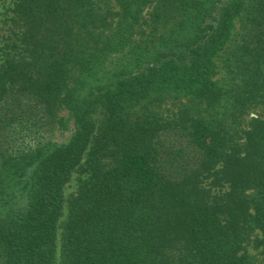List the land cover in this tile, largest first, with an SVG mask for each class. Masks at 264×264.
<instances>
[{"label": "trees", "instance_id": "16d2710c", "mask_svg": "<svg viewBox=\"0 0 264 264\" xmlns=\"http://www.w3.org/2000/svg\"><path fill=\"white\" fill-rule=\"evenodd\" d=\"M8 1L0 264H255L264 0Z\"/></svg>", "mask_w": 264, "mask_h": 264}, {"label": "rangeland", "instance_id": "374dc122", "mask_svg": "<svg viewBox=\"0 0 264 264\" xmlns=\"http://www.w3.org/2000/svg\"><path fill=\"white\" fill-rule=\"evenodd\" d=\"M8 0H0V24H1V20L9 14L8 12ZM238 20H236L235 22V28L233 30V34L232 36L234 37L236 35V31H237V27H238ZM233 39V38H232ZM230 40L228 42L229 49H233L235 42L233 40ZM228 49V48H227ZM2 53L0 51V59H1ZM224 57V55H222V58ZM221 58V59H222ZM220 60V59H219ZM218 60V64L221 65V63ZM257 114H260V116L264 117V109L261 108H257L255 111ZM256 113H251V116H255ZM62 114H66V112H62ZM72 123L69 121L68 122V127L67 128H62L59 127L57 129H55V131L52 134V139L54 142H67L70 139V136L72 135ZM80 175L78 174V172H74L69 180V182L65 185L64 188V194H65V198L66 200L70 197V195L74 192L75 188H76V184L77 181L79 179ZM67 203L65 204V207L63 208V214L61 216V218L59 219V224L60 227L58 229V255L60 253L59 247L61 244V235H62V231H63V223L66 219L67 216ZM249 252L250 254H252L253 256V260L255 261V264H264V253L261 251V249L259 247H253V246H249Z\"/></svg>", "mask_w": 264, "mask_h": 264}]
</instances>
